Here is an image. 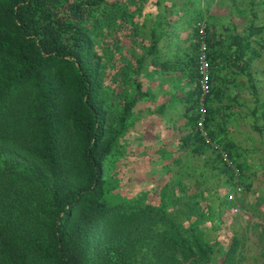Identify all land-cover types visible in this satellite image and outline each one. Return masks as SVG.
<instances>
[{"label": "trees", "instance_id": "obj_1", "mask_svg": "<svg viewBox=\"0 0 264 264\" xmlns=\"http://www.w3.org/2000/svg\"><path fill=\"white\" fill-rule=\"evenodd\" d=\"M188 4L0 0V264L232 263L238 239L222 229L234 182L221 151L243 200L259 180L251 165L264 172V20L254 8L264 0L226 9L201 100L197 45L176 57L192 85L178 83L173 114L154 117L149 70L165 62L153 22ZM221 56L235 77L217 76Z\"/></svg>", "mask_w": 264, "mask_h": 264}, {"label": "crops", "instance_id": "obj_2", "mask_svg": "<svg viewBox=\"0 0 264 264\" xmlns=\"http://www.w3.org/2000/svg\"><path fill=\"white\" fill-rule=\"evenodd\" d=\"M187 1L189 3L188 8L192 10L188 12V14L186 11H181L178 13L180 17L178 18L174 12L165 11L164 25L160 23L157 24L156 19L154 20L155 22H153L155 29H164V41L158 44L160 51L158 58L165 62L163 68L156 67L154 71L149 70V72H152L153 74V78H151V91L153 93V99L151 100L153 105L151 106V111L153 112L152 115H154V117L158 116V111H160V109L164 110L165 116L170 117L173 114L174 93L177 90V92L181 94V92L186 89L185 87H182L178 90L176 88L178 83H189V86L192 85V82L188 79L187 71L182 69L174 70V65H176L174 61H176V57L181 55L184 56L185 54L186 56L188 54L192 55L194 53L195 46L197 45L195 44L196 35L194 32V21L201 18L205 20V39L207 47H209L212 53L214 47L216 49L219 47L218 42L217 44H214L213 42L216 41V39H219V36L223 33V26L227 25L223 22L224 18H226L224 17L227 12L226 9L228 10L233 3H235V5L240 2L243 4L244 2L245 4H249V0H177V2L182 4L187 3ZM167 2H173V0H165V3ZM165 9H167V7H165ZM183 10H185V6ZM232 14L235 16L232 18L235 23L234 27L238 29V26H242L239 22L241 18L239 19V14L237 15L235 12H232ZM149 15V17L144 19V26H146L144 29H150L152 27V19L154 15L153 13H150ZM174 36L177 37V46L174 43ZM216 59L219 62L218 64H220V68L216 71L217 76L221 78L235 77V74L233 75L231 70H229L231 67L227 66L228 62H223L222 56L220 59L218 57Z\"/></svg>", "mask_w": 264, "mask_h": 264}, {"label": "rangeland", "instance_id": "obj_3", "mask_svg": "<svg viewBox=\"0 0 264 264\" xmlns=\"http://www.w3.org/2000/svg\"><path fill=\"white\" fill-rule=\"evenodd\" d=\"M245 3V2H244ZM257 11L258 21L264 20V8L259 5H254ZM259 67L264 65V49L262 55L257 59ZM187 64H184V71L187 70ZM142 129L139 127L141 132H135V134L146 136L148 126L141 125ZM255 133V131H254ZM259 156V155H258ZM257 155L251 156L249 161H253L252 158H257ZM146 172V171H145ZM143 172L142 175L145 173ZM251 172H256L259 175V180H255L254 188L258 186L259 191H263L262 198L264 200V172L260 170L258 163H253L251 165ZM146 174V173H145ZM232 179H234L232 175ZM248 180L254 179L253 175L247 176ZM233 185V191L230 193L229 198L231 200V207L225 212L224 225L222 233L233 234L238 239V244L234 251V256L232 263L230 264H264L263 261V245H264V201L259 205L254 204V197L252 196L251 188L249 190H244V199L240 200V193L242 191V186L240 184L239 178L237 177L236 182L240 186V189H236L235 181ZM256 196V195H255ZM181 209L187 210V205L181 202ZM224 208L221 209V211ZM181 213V212H180ZM224 239V237H223Z\"/></svg>", "mask_w": 264, "mask_h": 264}, {"label": "built area", "instance_id": "obj_4", "mask_svg": "<svg viewBox=\"0 0 264 264\" xmlns=\"http://www.w3.org/2000/svg\"><path fill=\"white\" fill-rule=\"evenodd\" d=\"M196 25V41L197 47L195 52V71H196V78L198 84V95L199 99L201 100L203 96L208 92L209 89V70L210 64L207 57V42L205 39V20L203 18L197 20L195 22ZM222 158L232 169V175L234 177L233 181H235V187L237 190L240 189L238 182L236 179L238 177V169L232 163H230L227 159L226 153L221 151Z\"/></svg>", "mask_w": 264, "mask_h": 264}]
</instances>
